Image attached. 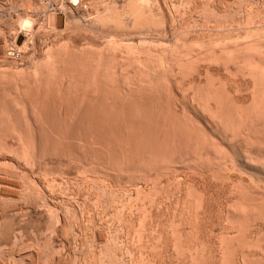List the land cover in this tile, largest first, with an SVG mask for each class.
Here are the masks:
<instances>
[{"label":"rangeland","instance_id":"374dc122","mask_svg":"<svg viewBox=\"0 0 264 264\" xmlns=\"http://www.w3.org/2000/svg\"><path fill=\"white\" fill-rule=\"evenodd\" d=\"M50 1L48 6H40L39 0H0V110H5L0 116L5 117L9 109H13L12 114L7 113L11 116L19 117L21 113L19 119L13 116L15 120L9 119L6 115L7 120H2L6 124L0 122V143L14 148L9 153L0 148V170H3L0 179L10 184L0 190V229L9 230L11 226L8 237L0 234V264H264V120L259 119L260 123L257 119L260 114L256 112L264 106L261 97L264 94L259 92L264 88L255 90V80L245 72L247 68L243 71L244 60L241 63L242 58L239 59V54L243 50L247 53L248 48L253 49L251 54L264 52V0H149L154 6L149 7L146 1L132 11L130 6H123L128 5L129 0ZM145 4L149 7L147 11ZM53 8L67 15L66 29L60 30L56 25L54 28L50 23ZM100 15H108L106 24L97 23L96 19L103 17ZM132 15L137 21L140 18V22L148 19L147 26L143 24L145 21L141 22L143 26L139 21L135 25ZM25 18L33 19L34 25L28 31L30 40L26 50H18L21 47L16 46V35L22 31L21 20ZM110 40L122 41L123 45L116 49L118 55L111 52L103 56L105 59L99 62L106 71L99 67L100 72L99 63L95 61L96 51L103 50ZM128 42L135 48L134 52L138 50L135 62L132 61L134 65L132 58L125 57L127 48L124 47ZM142 42L147 50V53L144 50L147 57L141 55L142 59L150 61L152 56L168 54V60L162 61L170 67L164 65L162 70L158 57L159 71L153 64L158 61L153 57L156 61L150 62L153 68L147 62L152 70L149 69L137 58L143 49ZM60 47L68 51H60ZM84 48H89L84 52H90L89 58L82 54ZM52 51L55 62L47 66L48 71L43 63ZM205 54L209 56L203 57ZM175 55L189 65L180 63L178 58L173 60ZM137 60L142 63L137 64ZM140 63L146 64L148 71ZM180 66L184 67L183 71ZM143 69L147 74L144 71L142 74L147 78L140 74ZM135 70L139 74L136 75ZM149 70L156 73L155 76ZM20 71L23 73L18 74ZM35 79L38 82L42 79L39 85ZM138 82H142L141 87ZM257 91L263 101L258 105L262 107L253 103ZM206 94H210L213 101ZM43 98L46 99L43 101ZM25 106L30 111L23 112ZM30 106L34 113L41 111V115L35 113V116H43V120L37 118L36 122ZM16 107L21 111L19 115ZM228 110L233 113L236 110L237 114ZM26 112L31 117L28 118ZM23 113L26 116L22 117ZM240 114L246 115L245 118ZM25 119H28L26 123ZM244 119L254 120L253 134H245L238 128L234 135L232 127L237 128L236 121ZM22 141V150L28 149L36 160V175L41 173L38 178H31L19 163L21 159L16 157L20 155L16 150ZM9 180L14 183L11 185ZM14 188L20 191L19 195L13 193ZM229 210L238 212L239 220L237 217V221L234 222L236 218L229 221L226 217Z\"/></svg>","mask_w":264,"mask_h":264},{"label":"bare ground","instance_id":"6f19581e","mask_svg":"<svg viewBox=\"0 0 264 264\" xmlns=\"http://www.w3.org/2000/svg\"><path fill=\"white\" fill-rule=\"evenodd\" d=\"M36 1H37V0H36ZM49 1H50V0H39V3H41L40 6H42V5H46V6H48V4H49L48 2H49ZM125 1H126V0H125ZM125 1H124V2H125ZM146 1H147V4L150 2L149 0H129L128 5H123V6H124V7H126V6H130V9H131V11H132V8H133V7L135 8L136 5H138V6L143 5ZM186 1H187V0H186ZM201 1H202V0H201ZM210 1H211V0H210ZM244 1H245V0H244ZM244 1H243V2H244ZM50 2H51V1H50ZM151 2H152V1H151ZM166 2H167V1H166ZM177 2H178V1H177ZM188 2H189V1H188ZM252 2H253V1H252ZM44 3H45V4H44ZM154 3H155V2H154ZM163 3H164V2H163ZM190 3H191V2H190ZM37 4H38V3H37ZM125 4H126V3H125ZM199 4H200V3H199ZM202 4H203V3H202ZM215 4H216V3H215ZM52 5H54V4H52ZM149 5H150V3L148 4V6H149ZM152 5H153V3H152L149 7H151ZM155 5H156V4H155ZM161 5H162V4H161ZM189 5H190V4H189ZM37 6L39 7V4H38ZM123 6H122V7H123ZM145 6H146V4H145ZM148 6H146V11H147V8H148V10H149V7H148ZM153 6H154V5H153ZM165 6H166V5H165ZM178 6H180V5H178ZM181 6H182V5H181ZM185 6H187V5H185ZM256 6H257V5H256ZM54 7H55V6H54ZM190 7H191V6H190ZM192 7H193V6H192ZM226 7H227V6H226ZM246 7H247V6H246ZM262 7H263V6H262ZM43 8H45V7H43ZM142 8H143V10L145 11V7H142ZM167 8H168V7H167ZM202 8H203V7H202ZM46 9H47V8H46ZM138 9H139V7H138ZM150 9H151V8H150ZM159 9H161V8H159ZM159 9H158V10H159ZM197 9H198V8H197ZM50 10H51V9H50ZM124 10H125V9H124ZM152 10H153V9H152ZM177 10H179V9H177ZM249 10H250V9H249ZM254 10H255V9H254ZM52 11H53V12H51L52 14H51V17H50V18H51V19H50V20H51L50 23L53 24L54 28H56L55 25H56V20H57L58 15H63V16H64V27H63L62 29H64V28L66 29L67 26H68V23H69V22H68V17H67V15H66L65 13H63V12H60V10H58V9H56V8H53ZM129 11H130V10H129ZM131 11H130V12H131ZM135 11H137V9H136ZM135 11H134V12H135ZM150 11H151V10H150ZM160 11H161V10H160ZM160 11H159V12H160ZM123 12H124V11H123ZM161 12H164V11H161ZM177 12H178V11H177ZM180 12H181V11H180ZM206 12H207V11H206ZM132 13H133V12H132ZM132 13H131V14H132ZM251 13H252V12H251ZM105 14H106V13H105ZM133 14H134V13H133ZM135 14H136V13H135ZM141 14H142V13H141ZM149 14H150V13H149ZM126 15H127V14H126ZM136 15H138V14H136ZM136 15H135V16H136ZM144 15H147V14H144ZM250 15H251V14H250ZM102 16H103V17H102ZM105 16H108V15H105ZM105 16H104V15H100V17H102V18H100V17H99L100 19L97 18L96 20H97L98 22H97V21H96V22H97L98 24H106V21H108L109 18H108V17L106 18ZM111 16H112V15H111ZM129 16H131V15H129ZM132 16H133V15H132ZM140 16H141V15H140ZM179 16H180V15H179ZM38 17H39V16H38ZM104 17L106 18V20H105ZM112 17H113V16H112ZM112 17H111V18H112ZM116 17H118V16H116ZM119 17H120V16H119ZM119 17H118V18H119ZM133 17H134V16H133ZM144 17H145V16H144ZM83 18H84V17H83ZM131 18H132V17H130V19H131ZM142 18H143V17H142ZM112 19H113V18H112ZM112 19H111V20H112ZM116 19H117V18H116ZM134 19H135V17H134ZM145 19H147V17H146ZM177 19H178V18H177ZM32 20H33V19H32ZM32 20H31V19H28V18H25L24 20H21V26H22V28H20V29H22V31L19 30V31H21V32L18 33L19 36L16 35V39H17V40L15 41L16 44H17L18 38H19L20 36H22V39H21V41H20L21 44H20V45H16L17 47H21V48H18V50H22V49L24 50L25 48H27V46H28V44H29V40H30L29 35H30V34L28 33V31L30 32V28L32 29V27H31L32 24L34 25V23H33L34 21L32 22ZM118 20H119V19H118ZM135 20H136V22H135ZM135 20H134L133 22H135V25H136V23L140 20V18H139L138 21H137V18H136ZM147 20H148V19H147ZM147 20L145 21V20L142 19L141 22H142V21H145L144 23H143V22H142V23H143L144 25H146V23H148ZM96 22H95V23H96ZM99 22H101V23H99ZM141 22L139 21L140 24H141ZM133 24H134V23H133ZM133 24H132V25H133ZM140 24H139V25H140ZM141 25H142V24H141ZM148 25H149V24H148ZM21 26H20V27H21ZM119 26H120V25H119ZM142 26H143V25H142ZM146 26H147V25H146ZM139 27H141V26H139ZM56 30H57V29H56ZM56 30H55V31H56ZM60 30H61V29H60ZM257 34H258V33H257ZM17 36H18V37H17ZM32 38H33V37H32ZM258 38H259V37H258ZM229 39H230V38H229ZM161 40H162V39H161ZM182 40H183V39H182ZM145 41H146V40H145ZM155 41H156V40H155ZM180 41H181V40H180ZM126 42H127V41H126ZM146 42H148V41H146ZM186 42H187V41H186ZM186 42H185V43H186ZM124 43H125V41H124ZM129 43H130V42H128L127 45H125V47H124V46H123V47H124V49L127 48V52H126L127 55H125V57H126V58H132V60H131V63H132V61L135 62V60H136V58H134V57H136L135 54H136V52H138V50L134 52L135 48H133L132 44H131V43L129 44ZM143 43H144V44H143ZM149 43H150V42H149ZM149 43H148V44H149ZM157 43H158V42H157ZM159 43H160V42H159ZM177 43H178V42H177ZM179 43H180V45H181L182 43H183V45H184V42H182V43L179 42ZM133 44H134V43H133ZM142 44H143V47H142V48H143V49H142L143 52L138 48V49L141 51V54L139 55V54L137 53L138 56H139V57H137V58H139L142 62H144V63L147 64V62L150 63V62H152V60H155V59H157V58L159 57V56H155V57H156V58H155L154 56H152V55H154L155 52L157 51V49L155 48L156 51H152L151 53L154 52V54L151 55L152 57L150 56L151 58L154 57L155 59H154V58H153V59L150 58V61H149V60L142 59V56H141V55H143V58H146V57H147V55H146L147 50L145 49V48H146V47H145V42H142ZM146 44H147V43H146ZM148 44H147V46H149ZM191 44H192V43H191ZM12 45H14V44H12ZM122 45H123V44H122V41H121V43H118V42H116L115 40H114V41H111V40H110L109 42H107V45L104 46L105 48H104V49L102 48L103 50H101V51H99V52H97V51L95 50L98 58L95 57L96 55H95V56L92 55V52H91V55L95 57V61H97V62L99 63L98 66H97V68H98V70H99L100 72H101V69L104 70V67H103V68L101 67V66H102V62H101V63L99 62L102 58H104L103 56H105V55H107V54H109V53L111 54V52H113L114 54H116V53H117V52H116V49L120 48L119 46H122ZM153 45H156V44H153ZM158 45H162V44H157L156 47H157ZM175 45H176V43H175ZM177 45H179V44H177ZM198 45H199V43H198ZM134 46H135V45H134ZM140 46H141V45H140ZM150 46H151V45H150ZM185 46H186V44H185ZM189 46H190V45H189ZM194 46H195V45H194ZM13 47H14V46H13ZM135 47H136V46H135ZM144 47H145V48H144ZM153 47H154V46H153ZM180 47H181V46H180ZM196 47H197V45H196ZM198 47H199V46H198ZM150 48H151V47H150ZM150 48L148 47V49H150ZM173 48H174V46H173ZM176 48H177V47H175L174 50H176ZM183 48H185V47H183ZM188 48H189V47H188ZM190 48H191V47H190ZM202 48H203V47H202ZM58 49H59V48H58ZM58 49H57V50H58ZM60 49H61V47H60ZM64 49H65V48H64ZM64 49H61L60 51H62V50H63L64 52H65V51H68V49H67V50H64ZM87 49H89V48H87ZM87 49H86V50H87ZM90 49H91V48H90ZM136 49H137V48H136ZM153 49H154V48H153ZM179 49H180V48H179ZM179 49H178V52H180ZM246 49H247V48H246ZM248 49L250 50V48H248ZM25 50H26V49H25ZM70 50H71V49H70ZM70 50H69V51H70ZM79 50H80V49H79ZM82 50H83V49H82ZM82 50H81V51H82ZM86 50H85V48H84V50H83V52H82V54L84 55V57L87 56V55H90V54H89L90 52H89L88 54H85V53L87 52ZM98 50H99V49H98ZM121 50H122V49H121ZM144 50L146 51V53H144ZM170 50H171V49H170ZM183 50H184V49H183ZM185 50H186V49H185ZM208 50H209V49H208ZM230 50H231V49H230ZM242 50H243V49H242ZM242 50H241V51H242ZM249 50L247 51V53L245 52V50H243L244 52L242 51L243 53H242V52L240 53V50H239V53H240L239 56H240V58H239V56H238V58H239V59L242 58L241 63H242V61L244 60V61H243L244 63H242V65H243V64H244V65H243V66L241 65L242 67H244V68H243V71L245 70V68H247L248 71H245V72H247V74H248V72H249L248 76L251 75V78L255 80V83H256V84H255V85H256V86H255V87H256L255 90H260L261 87H262L261 89L264 88V56H262V55H264V52L262 51L263 49H262V50L260 49V50L262 51V52H261V51L259 50V53L261 52V55H260V54L258 55V53H257V55H256V53H252V54L250 53L253 49H252L251 51H249ZM54 51H55V50H54ZM60 51H59V52H60ZM92 51H93V50H92ZM95 51H94V52H95ZM118 51H119V50H118ZM150 51H151V49H150ZM150 51H148V53H150ZM164 51H166V50H164ZM167 51H168V50H167ZM167 51H166V52H167ZM172 51H173V50H172ZM176 51H177V50H176ZM187 51H188V50H187ZM255 51H256V50H255ZM56 52H57V51H56ZM64 52H62L61 56L63 55ZM74 52H76V51H74ZM84 52H85V53H84ZM94 52H93V53H94ZM122 52H123V51H122ZM122 52H121V53H122ZM161 52H162V50H161ZM166 52H165V53H166ZM173 52H174V51H173ZM178 52H177V53H178ZM210 52H211L210 54H212V51H210ZM225 52H226V50H225ZM227 52H229V51L227 50ZM230 52H231V51H230ZM248 52H249L250 55L248 54ZM4 53H5V52H4ZM51 53H52V54H51ZM51 53H49V55L47 54V55H48L47 60H46L44 63L42 62V63L44 64V65L42 64V65H43V68H44V66H45V64H46L45 67H46L47 70L49 69L50 65H52L53 62H55V61L53 60V59H54L53 57H55V55L53 54V51H52ZM66 53H68V52H66ZM139 53H140V52H139ZM143 53H144V54H143ZM165 53H164V54H165ZM168 53H169V51H168ZM177 53L175 52V54H177ZM188 53H189V51H188ZM188 53H185V54H188ZM192 53H193V52H192ZM197 53H198V52H197ZM206 53H207V52H206ZM222 53H223V51H222ZM232 53H233V52H232ZM232 53H231V54H232ZM71 54H72V55L74 54L73 51H72ZM77 54H78V52H77ZM119 54H120V53H119ZM157 54H159V52L156 53L155 55H157ZM166 54H167V53H166ZM171 54H172V52H171ZM171 54H170V55H171ZM178 54H179V53H178ZM178 54H177V55H178ZM207 54H208V53H207ZM214 54H215V53H214ZM225 54H226V53H225ZM225 54H224V55H225ZM233 54H234V53H233ZM253 54H255V55H253ZM57 55H58V54H57ZM57 55H56V56H57ZM64 55H65V54H64ZM75 55H76V54H75ZM78 55H79V54H78ZM116 55H118V54H116ZM134 55H135V56H134ZM145 55H146V56H145ZM170 55H169V57H170ZM181 55H182V54H180V56H181ZM228 55H229V53H227V56H228ZM237 55H238V53H237ZM73 56H74V55H73ZM111 56H112V55H111ZM144 56H145V57H144ZM161 56H163V58H161ZM161 56H160L159 58H160V60H161V61H160V63H161V67H163L162 70H164L165 68H169L170 65H169V67H168V65H165L167 62L164 64V61H165V60L162 61V59H164V58L168 60V58H167V57H168V54H167V56H164V55H161ZM184 56H185V55H184ZM201 56H202V55H201ZM206 56H207V55L205 54V56H203V57H206ZM208 56H209V55H208ZM208 56H207V57H208ZM211 56H212V55H211ZM211 56H210V58H211ZM58 57H59V56H58ZM77 57H78V56H77ZM84 57H83V58H84ZM87 57H88V56H87ZM90 57H91V56H90ZM107 57H108V56H107ZM112 57H113V56H112ZM116 57H118V56H116ZM125 57H123V58H125ZM172 57H173V56H172ZM188 57H189V56H188ZM195 57H196V56H195ZM198 57H200V55H199ZM198 57H196V58L198 59ZM214 57H215V56H214ZM218 57H219V56H218ZM218 57H217V58H218ZM220 57H221V56H220ZM223 57H224V56H223ZM230 57H231V56H230ZM236 57H237V56H236ZM75 58H76V57H75ZM88 58H89V57H88ZM126 58H125V60H126ZM176 58L179 59V56L176 57V55H175V58H174L173 60H175ZM184 58L187 59L186 57H184ZM200 58H201V57H200ZM200 58H199V59H200ZM231 58H232V57H231ZM251 58H252V59H251ZM81 59H82V57H81ZM84 59H85V58H84ZM86 59H87V58H86ZM92 59H93V58H92ZM104 59H105V58H104ZM110 59H111V57H110ZM116 59H117V58H116ZM118 59L120 60V58H118ZM134 59H135V60H134ZM180 59H182V58H180ZM180 59H179V60H180ZM188 59H189V58H188ZM204 59H206V58H204ZM249 59H251V60H249ZM77 60H78V59H77ZM88 60H89V59H88ZM102 60H103V59H102ZM125 60L122 59V62H125ZM127 60H128V59H127ZM129 60H130V59H129ZM129 60H128V61H129ZM167 60H166V61H167ZM171 60H172V59H169V61H171ZM176 60H177V59H176ZM183 60H184V59H183ZM208 60H209V59H208ZM210 60H211V59H210ZM227 60H228V59H227ZM233 60H235V58H234ZM253 60H254V61H253ZM106 61H107V59H106ZM111 61H112V60H111ZM141 61H138V60H137V64H138V62H141ZM155 61H156V60H155ZM157 61H158V59H157ZM181 61H182V60H180V63H183V62H184V61H183V62H181ZM188 61H189V60H188ZM206 61H207V59H206ZM212 61H213V60H212ZM235 61H236V60H235ZM56 62H57V61H56ZM77 62H78V61H77ZM83 62H86V61L84 60ZM83 62H81V63L83 64ZM129 62H130V61H129ZM142 62H141V63H142ZM162 62H163V65H162ZM193 62H195V61L193 60ZM214 62H215V61H214ZM229 62H231V61L229 60ZM229 62H228V63H229ZM95 63H96V62H95ZM104 63H105V62H104ZM115 63H116V60H115ZM115 63H114V64H115ZM141 63H140V64H141ZM144 63L141 64V65L144 66L143 68H145V70H147L148 67H149V69H151V68H150L151 63L149 64L150 66H148V64H147L148 67H146V66H145L146 64L144 65ZM155 63H156V64L158 63V65H156ZM160 63H159V61H158V62H153V64L157 67L158 70H159L158 67H160V66H159ZM169 63H170V62H169ZM172 63H173V61H172ZM175 63H176V61H175ZM180 63H179V64H180ZM184 63H185V62H184ZM187 63H188V62H186L185 64H187ZM195 63H196V62H195ZM212 63H213V62H212ZM225 63H226V62H225ZM234 63H235V62H234ZM40 64H41V63H40ZM40 64H39V66H40ZM75 64H77V63H75ZM124 64H125V63H124ZM128 64H129V63H128ZM128 64H127V66H129ZM132 64L134 65V63H132ZM132 64H131V65H132ZM179 64H178V65H179ZM198 64H199V63H198ZM209 64H211V63H209ZM222 64H223V63H222ZM226 64H227V63H226ZM226 64H225V65H226ZM105 65H106V64H105ZM115 65H116V64H115ZM118 65H122V64H118ZM164 65L167 66V67H165ZM173 65H174V64H173ZM183 65H184V64H183ZM183 65H182V66H183ZM188 65H189V63H188ZM231 65H232V64H231ZM239 65H240V64H239ZM47 66H49V67L47 68ZM108 66H109V65H108ZM136 66H137V65H136ZM138 66H139V65H138ZM182 66H180V68H181L180 70H181V71H183V69H184V67H183V69H182ZM196 66H197V65H196ZM199 66H200V65H199ZM223 66H224V65H223ZM241 66H240V67H241ZM99 67H100L101 69H99ZM106 67H107V65H106ZM116 67H117V66H116ZM116 67H115V68H116ZM132 67H133V66H132ZM132 67H131V68H132ZM140 67H141V66H140ZM140 67H139V68H140ZM151 67L153 68L154 66L152 65ZM164 67H165V68H164ZM185 67H186V66H185ZM188 67H189V66H188ZM188 67H187V68H188ZM191 67H192V65H191ZM193 67H194V65H193ZM35 68H38V67H35ZM35 68H34V69H35ZM83 68H84V67H82V69H83ZM118 68H119V67H118ZM121 68H125V66H124V67H121ZM39 69H40V68H39ZM44 69H45V68H44ZM52 69H53V68H52ZM85 69H86V68H85ZM110 69H111V68H110ZM112 69H113V68H112ZM116 69H117V68H116ZM126 69H127V68H126ZM141 69H142V68H141ZM160 69H161V68H160ZM170 69H171V68H170ZM194 69H195V68H194ZM20 70H21V69H20ZM35 70H36V69H35ZM41 70H42V68H41ZM107 70H109V68H108ZM133 70H134V69H133ZM136 70H137V68H136ZM136 70H135V72H134V71H133V72L136 73ZM145 70L143 69L142 72H141L140 74H142V73H144V72L147 74V72H146ZM151 70H152V69H151ZM151 70H149V71H150V73L152 74L153 72H152ZM172 70H173V68H172ZM187 70H188V69H187ZM201 70H202V69H201ZM18 71H19V70H18ZM32 71H33V70H32ZM48 71H50V70H48ZM104 71H106V70H104ZM112 71H113V70H112ZM140 71H141V70H139V71H137V72H140ZM143 71H144V72H143ZM147 71H148V70H147ZM154 71H155V70H154ZM159 71H160V70H159ZM167 71H168V69H167ZM188 71H189V70H188ZM190 71H191V70H190ZM241 71H242V70H241ZM241 71H240V72H241ZM110 72H111V70H110ZM156 72H157V71H156ZM21 73H23V72L20 71L18 74H21ZM26 73H27V72H26ZM26 73H25V74H26ZM32 73H34V72H32ZM35 73H36V72H35ZM35 73H34V74H35ZM37 73H38V72H37ZM81 73H82V72H81ZM113 73H114V72H113ZM150 73H149V74H150ZM159 73H161V72H159ZM159 73H158V74H159ZM163 73H164V72H163ZM163 73H162V74H163ZM178 73H179V72H178ZM16 74H17V72H16ZM100 74L102 75V73H100ZM103 74H105V73L103 72ZM116 74H117V73H116ZM128 74H129V73H128ZM132 74H133V73L130 74L131 77H132ZM137 74H139V73H136V75H137ZM146 74H145V75H146ZM151 74H150V76H151ZM155 74H156V73H153L154 76H155ZM169 74H170V73H169ZM181 74H182V73H181ZM245 74H246V73H245ZM1 75H2V74H1ZM1 75H0V76H1ZM10 75H11V74H10ZM13 75H14V74H13ZM84 75H85V74H84ZM119 75H120V74H119ZM134 75H135V74H134ZM134 75H133V76H134ZM143 75H144V74H142L141 76H143ZM145 75H144V76H145ZM171 75H172V74H171ZM177 75H178V74H177ZM17 76H18V75H17ZM21 76H22V75H21ZM31 76H32V75H31ZM130 76H129V77H130ZM147 76L149 77V75H147ZM167 76H168V75H167ZM243 76H244V75H243ZM248 76H246V77H248ZM4 77H6V76H4ZM13 77H14V76H13ZM28 77H29V76H28ZM28 77H27V78H28ZM37 77H38V76L36 75L35 78H37ZM48 77H49V75H47V78H48ZM70 77H71V76H70ZM127 77H128V76H127ZM129 77H128V78H129ZM134 77H135V76H134ZM172 77H173V76H172ZM190 77H191V76H190ZM1 78H3V77H1ZM6 78H7V77H6ZM8 78H9V77H8ZM25 78H26V77H25ZM30 78H31V77H30ZM71 78H72V77H71ZM83 78H84V77H83ZM85 78H86V76H85ZM137 78H139V77L137 76ZM142 78H144V77H142ZM142 78H141V79H142ZM145 78H147V77L145 76ZM152 78H153V77H152ZM160 78H161V77H160ZM205 78H206V77H205ZM207 78H208V77H207ZM63 79H64V78H63ZM75 79H76V78H75ZM130 79H132V78H130ZM134 79H135V78H134ZM141 79H140V80H141ZM4 80H5V78H4ZM23 80H24V78H23ZM35 80H36V79H35ZM37 80H38V78H37ZM37 80H36V82H38ZM41 80H42V79H41ZM41 80H40V82H41ZM45 80H46V79H44L43 81H45ZM48 80H49V78H48ZM64 80H65V79H64ZM70 80H71V79H70ZM145 80H146V79H145ZM145 80H144V81H145ZM147 80H148V79H147ZM152 80H153V79H152ZM154 80H155V79H154ZM162 80H163V79H162ZM166 80H167V79H166ZM200 80H201V79H200ZM16 81H17V80H16ZM21 81H22V78H21ZM21 81H20V83H21ZM25 81H26V80H25ZM31 81H33V80H31ZM43 81H42V83H43ZM46 81H47V80H46ZM50 81H51V80H50ZM62 81H63V80H62ZM82 81H83V79H82ZM82 81H81V82H82ZM85 81H86V80H85ZM85 81H84V82H85ZM88 81H89V80H88ZM128 81H130V80L128 79ZM134 81H135V80H134ZM136 81H137V80H136ZM136 81H135V83H136ZM187 81H188V80H187ZM207 81H208V80H207ZM28 82H29V79H28ZM33 82H34V81H33ZM36 82H35V84H37ZM40 82H38V85H39ZM65 82H66V81H65ZM69 82H71V81H69ZM77 82H78V80H77ZM149 82H150V81H149ZM162 82H163V81H162ZM6 83H7V82H6ZM22 83L24 84V81H23ZM44 83H45V82H44ZM128 83H129V82H128ZM138 83H139L138 85H140V87H141V84H140V83H142V82H138ZM144 83H145V82H144ZM144 83H143V84H144ZM150 83H151V82H150ZM33 84H34V83H32V85H33ZM35 84H34V85H35ZM58 84H59V83H58ZM61 84H62V83H61ZM67 84H68V83H67ZM67 84H66V85H67ZM75 84H76V83H75ZM125 84H126V83H125ZM163 84H164V83H163ZM210 84H211V83H210ZM213 84H215V83H213ZM220 84H221V83H220ZM3 85H4V84H3ZM3 85H2V87H3ZM21 85H22V84H21ZM25 85H26V83H25ZM42 85H43V84H42ZM71 85H72V84H71ZM81 85H82V84H81ZM128 85H129V84H128ZM147 85H148V84H147ZM151 85H152V84H151ZM191 85H192V84H191ZM207 85H208V84H207ZM207 85H205V86H207ZM253 85H254V84H253ZM36 86H37V85H36ZM60 86H62V85H60ZM76 86H77V85H76ZM78 86H79V85H78ZM133 86H135V84H134ZM133 86H132V87H133ZM167 86H168V83H167ZM2 87H1V88H2ZM15 87H16V86H15ZM34 87H35V86H34ZM44 87L46 88V85H45ZM51 87H52V85H51ZM67 87H68V86H67ZM79 87H80V86H79ZM88 87H89V86H88ZM129 87H130V86H129ZM190 87H191V86H190ZM212 87H213V85L211 86L210 90L213 92V90H212L213 88H212ZM217 87H218V86H217ZM224 87H225V86H224ZM257 87H258V88H257ZM30 88H31V87H30ZM30 88H29V89H30ZM35 88H36V87H35ZM137 88H138V87H137ZM152 88H153V87H152ZM155 88H156V87H155ZM193 88H194V87H193ZM50 89H51V88H50ZM129 89H130V88H129ZM153 89H154V88H153ZM156 89H158V88H156ZM161 89H162V88H161ZM201 89H202V88H201ZM216 89H217V88H216ZM253 89H254V88H253ZM5 90H6V89H5ZM34 90H35V89H34ZM65 90H66V89H65ZM67 90H68V89H67ZM70 90H71V89H70ZM70 90H68V91H70ZM76 90H77V89H76ZM81 90L84 91V89H81ZM187 90H189V89H187ZM198 90H199V88H198ZM214 90H215V89H214ZM226 90H227V89H226ZM263 90H264V89H263ZM14 91H16V90H14ZM46 91H47V90H46ZM56 91H57V90H56ZM189 91H190V90H189ZM211 91H210V92H211ZM218 91H219V90H218ZM261 91H262V90H260L259 92L262 93V95H263V94H264V91H263V92H261ZM5 92H6V91H5ZM5 92H4V93H5ZM23 92H24V95H25V91L22 90V94H23ZM41 92H42V91H41ZM77 92H79V91H77ZM191 92H192V91H191ZM207 92H209V91H207ZM214 92H215V91H214ZM238 92H239V91H238ZM253 92H254V90H253ZM255 92H256V91H255ZM259 92L257 91V93H256V96H257V97H253V99H255V100H253V103L256 102V104H254V105H256V106H260L261 103L263 102V101H260L261 98H258V97L261 95V94H260V95L258 96V93H259ZM0 93H1V92H0ZM6 93H7V92H6ZM9 93H10V92H9ZM31 93H32V92H31ZM67 93H68V92H67ZM75 93H76V92H75ZM185 93H186V92H185ZM197 93H198V92H197ZM217 93H219V92H217ZM224 93H226V91H225ZM227 93H228V92H227ZM33 94H34V92H33ZM36 94H37V93H36ZM150 94H152V93H150ZM207 94H208V93H207ZM207 94H206V95H207ZM210 94H211V93H210ZM210 94L207 95V96H208V97H207L208 99H209V97L212 95V94H211V95H210ZM215 94H216V93H215ZM253 94H254V93H253ZM3 95H4V94H3ZM6 95H7V94H6ZM11 95H12V94H11ZM40 95H41V94H40ZM54 95H55V94H54ZM79 95H80V94H79ZM79 95H78V96H79ZM83 95H84V94H83ZM92 95H93V94H92ZM92 95H91V96H92ZM94 95H95V94H94ZM184 95H185V94H184ZM194 95H195V94H194ZM194 95H192V96H194ZM44 96H45V95H44ZM52 96H53V95H52ZM95 96H96V95H95ZM99 96H100V95H99ZM212 96H213V95H212ZM217 96H218V95H217ZM220 96H221V95H219V97H220ZM263 96H264V95H263ZM263 96H261V97H262V99L264 100ZM22 97H23V96H22ZM29 97H31V95H30ZM47 97H48V96H47ZM85 97H86V96H85ZM197 97H199V96H197ZM201 97H202V95H201ZM213 97H214V96H213ZM219 97H218V98H219ZM225 97H226V95H225ZM230 97H231V95H230ZM14 98H15V97H14ZM70 98H71V97H70ZM93 98H94V97H93ZM96 98H97V96H96ZM202 98H203V97H202ZM205 98H206V97H205ZM210 98H211V97H210ZM223 98H224V96H223ZM231 98H232V97H231ZM27 99H28V98H27ZM34 99H35V98H34ZM34 99H33V100H34ZM45 99H46V98H45ZM45 99L43 98V101H44ZM195 99H196V98H195ZM198 99H199V98H198ZM219 99H221V98H219ZM226 99H227V98H226ZM229 99H230V98H229ZM81 100H82V99H81ZM90 100H91V98H90ZM95 100H96V99H95ZM183 100H184V99H183ZM199 100H200V99H199ZM202 100H204V99H202ZM205 100H206V99H205ZM209 100H210V99H209ZM211 100L213 101L212 98H211ZM214 100H217V99H214ZM0 101H1V99H0ZM5 101H6V100H5ZM52 101H53V99H52ZM67 101H69V99H68ZM85 101H86V100H85ZM192 101H193V99H192ZM196 101H197V99H196ZM206 101H207V100H206ZM219 101H220V100H219ZM223 101H224V100H223ZM223 101H222V102H223ZM226 101H227V100H226ZM229 101H232V100H229ZM60 102H61V101H60ZM82 102H83V100H82ZM187 102H188V101H187ZM200 102H201V101H200ZM202 102H203V101H202ZM216 102H217V101H216ZM224 102H225V101H224ZM224 102H223V103H224ZM232 102H233V101H232ZM232 102H231V104H232ZM258 102H259V103H258ZM260 102H261V103H260ZM2 103H3V102H2ZM90 103H91V102H90ZM93 103H94V102H93ZM93 103H92L91 105H93ZM207 103H208V101H207ZM219 103H220V102H219ZM219 103H217L218 106H219ZM223 103H222V104L220 103V104L223 105ZM0 104H1V103H0ZM7 104H8V103H7ZM31 104H32V103H31ZM62 104H63V101H62ZM204 104H206V103H204ZM217 104H216V105H217ZM224 104H226V103H224ZM258 104H260V105H258ZM262 104H263V103H262ZM10 105H11V104H10ZM24 105H25V104H24ZM81 105H82V103H81ZM91 105H89V106H91ZM194 105H195V104H194ZM202 105H203V104H202ZM202 105H201V103H200V104H199V108H201ZM228 105H229V104H228ZM228 105H227V107H228ZM232 105H233V104H232ZM232 105H231V106H232ZM252 105H253V104H252ZM16 106H17V105H16ZM34 106H35V105H34ZM36 106H37V104H36ZM38 106H39V105H38ZM49 106H50V103H49ZM65 106H66V105H65ZM207 106H208V104H207ZM211 106H212V105H211ZM233 106H234V105H233ZM262 106H263V105H262ZM262 106H260V107H262ZM1 107H2V106H0V108H1ZM7 107H8V106H7ZM11 107H12V106H11ZM27 107H28V106H27ZM57 107H60V106H57ZM98 107H99V106H98ZM183 107H184V106H183ZM186 107H187V105H186ZM235 107H236V106H235ZM253 107H254V106H253ZM253 107H251L250 109H252ZM28 108H29V107H28ZM30 108H31V106H30ZM36 108H37V107H36ZM86 108H87V107H86ZM202 108H205V107H202ZM211 108H212V107H211ZM232 108H233V107H232ZM256 108H259V107H256ZM256 108H254V109L256 110ZM5 109H6V108H5ZM16 109H17V112H18V110H20V109L17 108V107H16ZM16 109H15V110H16ZM22 109H23V108H22ZM25 109H27L26 106H25V108H24L22 111L25 112V111L28 110V109H27V110H25ZM31 109H32V112H33V108H31ZM37 109H38V108H37ZM44 109H45V108H44ZM44 109H43V111H45ZM48 109H49V108H48ZM91 109H92V107H91ZM96 109H97V108H96ZM195 109H196V108H195ZM205 109H206V108H205ZM234 109H235V108H234ZM6 110H7V109H6ZM24 110H25V111H24ZM35 110H36V109H35ZM35 110H34V111H35ZM53 110H54V109H53ZM55 110H56V109H55ZM71 110H72V109H71ZM89 110H90V109H89ZM92 110H93V109H92ZM184 110H185V109H184ZM184 110H183V111H184ZM199 110H200V109H199ZM203 110H204V109H203ZM241 110H242V109H241ZM243 110H244V109H243ZM258 110H259V111H256V112L258 113V116H259V114H260V116H259V118H257V119H258V121H259V119L262 121V120H264V119H262V118H264V106H263V108H261V110H260V108H259ZM2 111H3V113H2ZM2 111L0 110V112H1V114H2L1 116H3V114H5V113H4L5 110L2 109ZM28 111H30V110H28ZM28 111H27V112H28ZM47 111H49V110H47ZM63 111H64V110H63ZM72 111H73V110H72ZM90 111H91V110H90ZM97 111H98V110H97ZM208 111H209V110H208ZM208 111H207V112H208ZM228 111H229V110H228ZM230 111H231V110H230ZM230 111H229V112H230ZM238 111H240V110H238ZM245 111H246V108H245V110H244V113H245ZM247 111H248V109H247ZM252 111H253V110H252ZM6 112L12 114V113H13V109H12V111H11V109H9V112H8V111H6ZM11 112H12V113H11ZM15 112H16V111H14V113H15ZM19 112H21V111H19ZM19 112L17 113L18 115H19ZM27 112H26V115L28 114ZM32 112H31V113H32ZM40 112H41V111H40ZM40 112L38 113L37 111H35V113H38L37 116L40 114ZM57 112H58V111H57ZM59 112H60V111H59ZM61 112H62V110H61ZM61 112H60V113H61ZM65 112H66V111H65ZM67 112H68V111H67ZM70 112H71V111H69L68 113H70ZM87 112H88V111H87ZM94 112H95V110H94ZM211 112H212V111H211ZM221 112H223V111L221 110ZM224 112H225V111H224ZM236 112H237V111L235 110L234 113H236ZM240 112H241V111H240ZM7 113H6L7 117H8L9 119H13V120H15V119H19V117H20V115H21V113H20L19 117L17 116L18 118L16 117V115H15V116L12 115L13 117H16V118L14 119V118H12V116H11L10 114H7ZM35 113L33 112V115H34V116H35ZM45 113H46V111H45ZM47 113H48V112H47ZM88 113H89V112H88ZM88 113H87V114H88ZM92 113H93V111H92ZM98 113H99V112H98ZM184 113H185V112H184ZM203 113H204V112H203ZM219 113H220V112H219ZM230 113H233V112H230ZM234 113H233V114H234ZM238 113H239V112H238ZM257 113H256V114H257ZM43 114H44V113H43ZM43 114H42V115H43ZM55 114H56V112H55ZM55 114H54V115H55ZM94 114H95V113H94ZM207 114H208V113H207ZM217 114H218V112H217L216 114H214V115H217ZM221 114H222V113H221ZM227 114H228V113H227ZM236 114H237V113H236ZM236 114H235V115H236ZM241 114H242V112H241ZM241 114H240V116H241ZM249 114H250V112H249ZM6 115H5V117H6ZM8 115H9V116H8ZM22 115H23L22 117H24L25 113H23ZM26 115H25V116H26ZM40 115H41V114H40ZM65 115H66V114H65ZM68 115H69V114H68ZM89 115H90V114H89ZM103 115H104V114H103ZM184 115H185V114H184ZM212 115H213V114H212ZM235 115H234V116H235ZM243 115H244V114H243ZM247 115H248V114H247ZM251 115H252V114H251ZM1 116H0V122H2V120H5V121L7 120V118H5V117H1ZM10 116H11V118H10ZM34 116H32V117H34ZM48 116H49V115H48ZM57 116H58V115H57ZM71 116H72V115H71ZM100 116H101V114H100ZM224 116H226V115H224ZM244 116H246V115H244ZM244 116H243V117H244ZM255 116H256V115L254 114V117H255ZM27 117H28V115H27ZM27 117H26V118H27ZM29 117H31V116L29 115ZM29 117H28V118H29ZM44 117H45V116H44ZM94 117H95V116H94ZM98 117H99V116H98ZM190 117H191V116H190ZM212 117H214V119H216V116H212ZM217 117H218V116H217ZM230 117H231V116H230ZM235 117H236V116H235ZM235 117H233V118H235ZM237 117H239V116H237ZM241 117H242V116H241ZM243 117H242V118H243ZM248 117H249V116H247L246 118H248ZM256 117H257V116H256ZM20 118H21V117H20ZM37 118H38V117H37ZM37 118H36V116H35V120H36V122H38V121H37ZM39 118H40L41 120H43V119H42L43 116H41V117H39ZM39 118H38V120H39ZM87 118H88V117H87ZM89 118H90V116H89ZM99 118H100V117H99ZM210 118H211V117H210ZM219 118H221V117L219 116ZM224 118H225V117H224ZM244 118H245V117H244ZM249 118H250V117H249ZM252 118H253V117H252ZM30 119H31V118H30ZM33 119H34V118H33ZM33 119H31V120H33ZM48 119H49V117H48ZM50 119H51V118H50ZM61 119H62V118H61ZM80 119H81V118H80ZM80 119H78V120H80ZM84 119H85V118H84ZM92 119H93V117H92ZM96 119H97V118H96ZM189 119H190V118H189ZM221 119H222V118H221ZM229 119H230V118H229ZM253 119L255 120L256 118H253ZM253 119L250 120L251 122H249L248 120L245 121L246 119H244V121L242 120V121L239 122V123L236 121V124H237L238 127H237V128H236V127L234 128V126H233V127H232L233 131H231V132H233L234 135H235V133H237V131H236L235 129L241 128L240 130L243 129V131H241V132H244L245 134H251V133L253 132V129L255 128V127H254V123H255V122H253V121H254ZM23 120H24V119H23ZM23 120H20V121H23ZM25 120H26V119H25ZM27 120H28V119H27ZM27 120L25 121V123L27 122ZM31 120H29V121H31ZM35 120H34V121H35ZM44 120H45V119H44ZM74 120H75V119H74ZM88 120H89V119H88ZM222 120H223V119H222ZM235 120H236V119H235ZM237 120H238V119H237ZM5 121L2 122V125H3V123L6 124ZM9 121H10V120H9ZM9 121H8V124H10ZM20 121H19V122H20ZM46 121H47V118H46ZM49 121H50V120H49ZM56 121H57V120H56ZM64 121H65V120H64ZM71 121H72V120H71ZM98 121H99V120H98ZM98 121H97V122H98ZM185 121H186V120H185ZM215 121H216V120H215ZM224 121H225V120H224ZM226 121L228 122V120H226ZM261 121H259V122L261 123ZM11 122H14V121H11ZM16 122H17V120H16ZM32 122H33V121H32ZM40 122H41V121H40ZM42 122H44V121H42ZM47 122H48V121H47ZM79 122H80V121H79ZM199 122H200V121H199ZM263 122H264V121H263ZM14 123H15V122H14ZM25 123H24V124H25ZM28 123H29V122H28ZM30 123H31V122H30ZM44 123H45V122H44ZM44 123H43V124H44ZM196 123H197V122H196ZM219 123H222V122H219ZM223 123H224V122H223ZM223 123H222V124H223ZM256 123H257V122H256ZM16 124H17V123H16ZM21 124H22V123H21ZM24 124H23V125H24ZM36 124H37V123H36ZM48 124H49V123H48ZM99 124H100V123H99ZM180 124H181V122H180ZM180 124H179V125H180ZM182 124H183V123H182ZM191 124H192V122H191ZM225 124H226V123H225ZM233 124H234V121H233ZM236 124H234V125L236 126ZM0 125H1V124H0ZM2 125H1V127H2ZM10 125H11V124H10ZM39 125H40V124H39ZM91 125H92V124H91ZM199 125H200V124H199ZM229 125H230V124H229ZM263 125H264V123H263ZM263 125H262V126H263ZM26 126H27V125H26ZM32 126H33V125H32ZM37 126H38V125H37ZM80 126H81V125H80ZM168 126H169V125H168ZM224 126H225V125H224ZM262 126H261V127H262ZM14 127H15V126H14ZM180 127H181V126H180ZM184 127H185V126H184ZM228 127H229V126H228ZM263 127H264V126H263ZM18 128H19V127H18ZM21 128H22V127H21ZM201 128H202V127H201ZM223 128H224V127H223ZM259 128H260V127H259ZM13 129H14V128H13ZM186 129H188V127H187ZM224 129H225V128H224ZM229 129H230V128H228V130H229ZM18 130H19V129H18ZM33 130H34V129H33ZM203 130H204V129H203ZM263 130H264V129H263ZM21 131H22V130H21ZM42 131H43V130H42ZM256 131H257V130H256ZM256 131H255V132H256ZM15 132H16V131H15ZM168 132H169V131H168ZM191 132H192V131H191ZM224 132H225V130H224ZM6 133H7V132H6ZM8 133H9V132H8ZM262 133H264V132H262ZM167 134H168V133H167ZM169 134H170V133H169ZM177 134H178V133H177ZM229 134H230V133H229ZM231 134H232V133H231ZM245 134H243V135H245ZM252 134H253V133H252ZM254 134L256 135L257 133H254ZM38 135H39V134H38ZM164 135H165V134H164ZM184 135H185V134H184ZM193 135H194V134H193ZM205 135H206V134H205ZM241 135H242V134H241ZM243 135H242V136H243ZM24 136H25V135H24ZM229 136H230V135H229ZM261 136H262V134H261ZM261 136H260V137H261ZM44 137H45V136H44ZM149 137H150V136H149ZM160 137H161V136H160ZM183 137H184V136H183ZM204 137H205V136H204ZM247 137H248V136H247ZM254 137H255V136H254ZM254 137H253V138H254ZM256 137H257V136H256ZM4 138H5V137H4ZM18 138H19V135H18ZM23 138H24V137H23ZM27 138H28V137H27ZM39 138H40V137H39ZM157 138H158V137H157ZM185 138H186V137H185ZM238 138H239V137H238ZM243 138H244V137H243ZM35 139H36V138H35ZM176 139H177V138H176ZM191 139H192V138H191ZM246 139H247V138H246ZM3 140H4V139H3ZM18 140H21V139H18ZM33 140H34V139H33ZM41 140H42V139H41ZM166 140H167V139H166ZM169 140H170V139H169ZM195 140H196V139H195ZM253 140H254V139H253ZM6 141H7V140H6ZM156 141H158V140H156ZM251 141H252V140H251ZM256 141H257V139H256ZM2 142H4V141H2ZM7 142H8V141H7ZM20 142H21V141H20ZM35 142H36V141H35ZM42 142H43V141H42ZM152 142H154V141L152 140ZM204 142H205V140H204ZM260 142H261V141H260ZM47 143H48V142H47ZM258 143H259V142H258ZM258 143H257V144H258ZM16 144H17V142H16ZM18 144H19V146H20L21 144H24V143H23V141H22V143H18ZM9 145H11V144H9ZM47 145H48V144H47ZM247 145H248V144H247ZM254 145H255V144H254ZM2 146H3V147H2ZM16 146H17V145H16ZM16 146H15V149H16ZM19 146H18V148H17V150H16V152L19 150L18 154H20V155L16 156L17 158L19 157V159H21V160H19V161H20L19 163H20V164L22 165V167L26 170V172L31 176V178H38L37 176H38L39 174H41V173H39L38 175H36V169H35V164H36L35 161H36V160L34 159V156L32 155V153H31V154L29 153V150H28V149H27V151H26V149L23 151V150H22V149H23V148H22V145H21L20 147H19ZM212 146H213V145H212ZM258 146H259V145H258ZM29 147H30V146H29ZM44 147H45V146H44ZM153 147H154V146H152V148H153ZM207 147H208V146H207ZM0 148H1L2 151H6V153H7V152H8V153H9V152H13L12 150L14 149V148H13V145H12V148H13V149H12V148L7 147L6 144H5V146H4V144L2 145L1 143H0ZM47 148H48V147H47ZM246 148H247V147H246ZM251 148H252V147H251ZM263 148H264V147H263ZM29 149H30V148H29ZM33 149H35V148H33ZM33 149H31V150H33ZM156 149H157V148H156ZM1 150H0V153H1ZM40 150H41V149H40ZM44 150H45V149H44ZM46 150H47V149H46ZM154 150H155V149H154ZM195 150H196V149H195ZM14 151H15V150H14ZM35 151H37V150H35ZM221 151H222V150H221ZM260 151H261V150H260ZM16 152H14V153H16ZM6 153L4 152V154H6ZM40 153H41V152H40ZM43 153H44V152H43ZM195 153H196V152H195ZM2 154H3V152H2ZM246 154H247V153H246ZM9 155H10V154H9ZM6 156H7V154H6ZM10 156L12 157V154H11ZM13 156H14V155H13ZM36 156H37V155H36ZM36 156H35V157H36ZM16 157H14V158H16ZM219 157H220V156H219ZM245 157H247V156H245ZM220 158H221V157H220ZM263 158H264V157H263ZM12 159H13V158H12ZM247 159H248V158H247ZM17 160H18V159H17ZM219 160H220V159H219ZM245 160H246V159H245ZM248 160H251V161H252V160H254V159L249 158ZM248 160H247V162H248ZM256 160H257V159H256ZM0 161H1V160H0ZM10 161H11V160H10ZM21 161H22V162H21ZM258 161H259V160H258ZM260 161H261V160H260ZM263 161H264V160H263ZM2 162H3V161H2ZM16 162H18V161H16ZM229 162H230V161H229ZM249 162H250V161H249ZM19 163H17V164H19ZM251 163H252V162H251ZM260 163H261V162H260ZM263 163H264V162H263ZM0 164H1V163H0ZM8 164H9V163H8ZM5 165H6V164H5ZM10 165H11V164H10ZM230 165H231V164H230ZM254 165H255V164H254ZM233 166H234V165H233ZM261 166H263V165H261ZM7 167H8V166H7ZM15 167H16V166H15ZM221 167H222V166H221ZM1 168H2V166H1ZM18 168H19V167H18ZM20 168H21V167H20ZM37 168H38V167H37ZM228 168H229V166H228ZM263 168H264V166H263ZM13 169H14V168H13ZM15 169H16V168H15ZM15 169H14V170H15ZM226 169H227V168H226ZM1 170H2V169H1ZM1 170H0V171H1ZM4 170H5V169H4ZM258 170H259V169H258ZM260 170H262V169H260ZM263 170H264V169H263ZM2 171H3V170H2ZM2 171H1V172H2ZM6 171H8V170H6ZM6 171H5V172H6ZM20 171H21V170H20ZM22 171H23V170H22ZM255 171H256V170H255ZM5 172H3L4 175H7L8 173L5 174ZM9 172H10V171H9ZM203 172H204V171H203ZM227 172H228V171H227ZM13 173H14V172H13ZM19 173H21V172H19ZM231 173H232V172H231ZM1 174H2V173H1ZM21 174H22V173H21ZM220 174H221V173H220ZM29 175H28V176H29ZM1 176H2V175H0V177H1ZM225 176H226V175H225ZM3 177H4V176H3ZM6 177H7V176H6ZM6 177H5V178H6ZM8 177H10L9 174H8ZM39 177H40V176H39ZM217 177H218V176H217ZM5 178H4V179H5ZM218 178H219V177H218ZM229 178H230V177H229ZM2 179H3V178L0 179V190H2V189H4V188L6 189V188L9 187V185H10V184H8L7 182H4L5 180L3 181ZM6 179L8 180V178H6ZM30 180H31V179H30ZM33 180H34V179H33ZM9 181H11V180H9ZM12 181H13V180H12ZM12 181L9 182V183H11V185H12V183H14V181H13V182H12ZM38 181H42V180H38ZM87 181H88V180H87ZM230 181H231V180H230ZM15 182H16V181H15ZM26 182H27V181H26ZM36 182H37V181H36ZM16 183L19 184V182H16ZM83 183H84V182H83ZM251 183H252V182H251ZM18 184H17V185H18ZM25 184H26V183H25ZM40 184H41V182H40ZM236 184H237V183H236ZM240 184H241V183H240ZM247 184H248V183H247ZM17 185L15 184L14 186L17 187ZM19 185H21V184H19ZM50 185H51V184H50ZM85 185H86V184H85ZM225 185H226V184H225ZM245 185H246V184H245ZM258 185H259V184H258ZM22 186H23V185H22ZM22 186H20V188H21ZM255 186H256V185H255ZM26 187H27V186H26ZM30 187H32V185H31ZM40 187H41V186H40ZM42 187H43V185H42ZM53 187H54V186H53ZM55 187H56V186H55ZM34 188H35V187H34ZM37 188H38V187H37ZM5 189H4V190H5ZM16 189H17V188H16ZM21 189H22V188H21ZM30 189H31V188H30ZM35 189H36V188H35ZM7 190L9 191V189H7ZM31 190H32V189H31ZM49 190H50V188H49ZM8 191H5V193H6V192L9 193V192L11 191V188H10V191H9V192H8ZM12 191H13L14 194H17V193H18V195H19V192H20L19 190H18L19 192H18V191L16 192V190H15V188H14V190L12 189ZM14 191H15L16 193H15ZM0 192H1V191H0ZM41 192H42V191H41ZM51 192H52V191H51ZM54 192H55V191H54ZM1 193H2V192H1ZM5 193H4V194H5ZM11 193H12V192H11ZM13 193H12V195H13ZM52 193H53V192H52ZM87 193H88V192H87ZM199 193H200V192H199ZM26 194H27V193H26ZM202 194H203V193H202ZM0 195H2V194H0ZM7 195H9V194H7ZM18 195H16V196L19 197ZM85 195H86V194H85ZM33 196H34V193H33ZM7 197H8V196H6V198H7ZM9 197H10V196H9ZM9 197H8V198H9ZM13 197H14V196H12V198H13ZM17 197H16V198H17ZM22 197H23V196H22ZM237 197H238V196H237ZM10 198H11V197H10ZM201 198H202V196H201ZM1 199H2V197H1ZM84 199H85V198H84ZM197 199H199V198H197ZM244 200H245V199H244ZM22 201H23V200H22ZM28 201H29V200H28ZM45 201H46V199H45ZM202 201H203V200H202ZM87 202H88V201H87ZM234 202H235V201H234ZM238 202H240V201H238ZM242 202H244V201L242 200L241 203H242ZM199 203H200V201H199ZM202 203H203V202H202ZM248 203H249V202H248ZM252 203H253V202H252ZM252 203H250V204H252ZM46 204H47V203H46ZM250 204H249V205H250ZM48 205H49V204H48ZM236 205H237V204H236ZM241 205H242V204H241ZM243 205H244V204H243ZM243 205H242V206H243ZM246 205H247V204H246ZM87 206H88V205H87ZM228 206H229V205H228ZM242 206H240V207L242 208ZM244 206H245V205H244ZM10 207H11V206H10ZM199 207H200V205H199ZM230 207H231V206H230ZM245 207H247V206H245ZM250 207H251V206H250ZM5 208H6V207H5ZM52 208H53V207H52ZM201 208H202V207H201ZM263 208H264V207H263ZM9 209H10V208H9ZM49 209H50V207H49ZM55 209H56V208H55ZM232 209H234V208L232 207ZM247 209H249V207H248ZM257 209H258V206H257ZM51 210H52V209H51ZM53 210H54V209H53ZM199 210H200V209H199ZM254 210H255V209H254ZM261 210H262V209H261ZM4 211H5V210H4ZM54 211H55V210H54ZM205 211H206V210H205ZM231 211H233V210H231ZM231 211L229 210V211L227 212V216H226L227 219L230 221L231 219L233 220V219L236 218V219L234 220V222H235V221H237V217H238V220H239V216H237V215H238V214H237L238 212L236 213V212L234 211V213L236 214V215H235V214H234L233 212H231ZM237 211H239V210L237 209ZM249 211H250V210H249ZM256 211H257V210H256ZM20 212H22V211H20ZM48 212H49V211H48ZM51 212H52V211H50V214H51ZM55 212H56V211H55ZM196 212H197V210H196ZM250 212H251V211H250ZM250 212H249V213H250ZM257 212H259V211H257ZM7 213H8V212H7ZM18 213H19V212H18ZM24 213H25V212H24ZM249 213H248V214H249ZM259 213H260V212H259ZM11 214H12V213H11ZM46 214H49V213L46 212ZM50 214H49V215H50ZM204 214H205V213H204ZM248 214H247V215H248ZM250 214L252 215V212H251ZM254 214H255V213H254ZM254 214H253V215H254ZM262 214H263V212H262ZM17 215H18V214H17ZM51 215H52V214H51ZM240 215H242V214H240ZM54 216H55V215H54ZM249 216H250V215H249ZM255 216H256V215H255ZM255 216H254V217H255ZM0 217H1V216H0ZM3 217H4V216H3ZM16 217H17V216H16ZM198 217H199V216H198ZM245 217H246V216H245ZM258 217H259V216H258ZM260 217H261V216H260ZM263 217H264V216H263ZM21 218H22V217H21ZM52 218L54 219V217H52ZM3 219H4V218H3ZM254 219H256V218H254ZM262 219H263V218H262ZM262 219H261V220H262ZM18 220H19V219H18ZM22 220H23V218H22ZM22 220H21V221H22ZM228 220H227V221H228ZM256 220H257V219H256ZM258 220H259V219H258ZM3 221H5V220H3ZM245 221H247V220H245ZM52 222H53V220H52ZM11 223H12V222H11ZM23 223H24V222H23ZM230 223H231V222H229V224H230ZM251 223H252V222H251ZM51 224H52V223H51ZM243 224H244V223H243ZM54 225H55V224H54ZM238 225H239V224H238ZM247 225H248V224H247ZM252 225H253V223H252ZM12 226H13V225H12ZM52 226H53V225H52ZM249 226H250V225H249ZM15 227H16V226H15ZM15 227H14V228H15ZM80 227H81V226H80ZM243 227H246V226H243ZM3 228H4V227H3ZM3 228L0 229V232H1L0 234L6 235V237H8L7 234L9 235L10 233L7 232V231L11 230V226H10V228L7 227L9 230H6L5 228L3 229ZM51 229H52V228H51ZM17 230H18V229H17ZM47 230H48V229H47ZM54 230H55V229H54ZM242 230H244V229H242ZM242 230H241V231H242ZM246 230H247V229H245V231H246ZM12 231L15 232V229L12 230ZM19 231H21V230L19 229ZM19 231H18V232L16 231V233H17V234L20 233ZM10 232H11V231H10ZM240 233H241V232H240ZM14 234H15V233H14ZM17 234H16V235H17ZM21 234H23V233H21ZM19 235H20V234H19ZM9 237H12V236H9ZM2 239H4L3 236H2ZM6 239H7V238H6ZM7 240H9V239H7ZM7 240H6V241H7ZM12 240H13V239H12ZM0 241H1V237H0ZM2 241H3V240H2ZM11 242H12V241H11ZM11 242H10V243H11ZM241 245H242V243H241ZM6 246L8 247L9 245H6ZM2 249H3V248H2ZM4 249H6V248H4ZM244 254H245V253H244ZM48 257H49V256H48ZM50 257H51V256H50ZM223 258H224V257H223ZM242 260H243V259H242ZM244 263H245V262H244ZM246 263H247V261H246ZM54 264H55V263H54Z\"/></svg>","mask_w":264,"mask_h":264},{"label":"water","instance_id":"95a60500","mask_svg":"<svg viewBox=\"0 0 264 264\" xmlns=\"http://www.w3.org/2000/svg\"><path fill=\"white\" fill-rule=\"evenodd\" d=\"M56 27H57L58 29H62V28L64 27V16H63V15H58V17H57ZM21 39H22V36H20V37L18 38V41H17V44H16V45H20V44H21V43H20Z\"/></svg>","mask_w":264,"mask_h":264}]
</instances>
